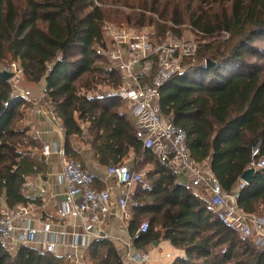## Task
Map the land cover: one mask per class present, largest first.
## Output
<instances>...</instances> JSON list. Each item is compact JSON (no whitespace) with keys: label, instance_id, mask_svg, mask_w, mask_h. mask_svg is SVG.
Segmentation results:
<instances>
[{"label":"trees","instance_id":"trees-1","mask_svg":"<svg viewBox=\"0 0 264 264\" xmlns=\"http://www.w3.org/2000/svg\"><path fill=\"white\" fill-rule=\"evenodd\" d=\"M111 19L134 28L155 25L158 36L179 35L167 24L189 26L201 37L193 61L160 91L158 109L184 131L191 162L207 163L231 193L255 145L264 159V48L256 45L264 44V0H0V67L16 62L29 84L44 82L67 157L83 165L74 145L86 134L100 167L121 164L131 152L134 170L144 172L129 198L128 225L131 238L141 222L149 229L133 245L166 241L183 252L172 264H264V244L221 223L204 184H179L157 153L142 147L116 95L118 72L95 53L101 26ZM103 84L104 92L98 90ZM24 105L0 78V209L32 203L24 185L45 170L41 144L28 127L18 128ZM237 204L248 217H264V168L254 172ZM13 249L0 239V264H69L27 245ZM88 262L122 264L105 238L90 244Z\"/></svg>","mask_w":264,"mask_h":264},{"label":"built area","instance_id":"built-area-1","mask_svg":"<svg viewBox=\"0 0 264 264\" xmlns=\"http://www.w3.org/2000/svg\"><path fill=\"white\" fill-rule=\"evenodd\" d=\"M177 30L188 26L175 27ZM100 33L102 41L95 48L96 55L113 63L118 72L120 84L116 95L125 103L134 106L135 113L145 114L151 123L149 132L136 131V137L144 149L157 148L161 163H164L177 177L184 172L191 176V186L204 184L209 191L208 206L213 209L221 223L237 231L242 237H253L256 243L264 244V217H248L238 207L237 199L244 182L233 188L231 193L222 190L219 182L210 171L194 165L186 146L184 131L174 126L169 117H164L158 109V101L162 88L185 68L186 61H193L199 42L185 40L173 36L167 31L160 40L156 39V27H130L125 24L104 22ZM226 37H228L226 35ZM13 74L9 86L14 97L33 105L30 92L18 87L19 79L24 76L18 63H10L2 69ZM33 113L32 109L29 111ZM51 116L55 115L51 111ZM41 155L48 157L56 155L60 159V179L64 185V199L59 205L56 216L64 221L69 218L81 222L80 233H67L45 221L37 229L31 223L41 220L40 211L32 205H17L13 209L2 206L0 209V239L13 246L27 245L40 252L59 255L60 247L70 249L63 257L69 264H84L82 251L88 246L93 229L99 226L111 214V199L108 190L93 188V175L84 168L81 162L67 157L64 149L56 146L43 145ZM264 168V159H259L258 145L251 150V162L248 169L254 172ZM107 175L113 176L124 193L116 203L119 218L128 222L131 220L129 209V191L141 180V175L130 170L126 165L118 164L107 169ZM44 193L41 187L36 188ZM149 229L146 221L137 227L131 243ZM130 246V245H129ZM145 263L147 255L133 258Z\"/></svg>","mask_w":264,"mask_h":264},{"label":"crops","instance_id":"crops-1","mask_svg":"<svg viewBox=\"0 0 264 264\" xmlns=\"http://www.w3.org/2000/svg\"><path fill=\"white\" fill-rule=\"evenodd\" d=\"M29 90L34 104H27L22 107L21 112L23 118L19 122L18 128L28 127L29 133L41 144V149L43 145H49L50 147L56 146L57 148L63 149L65 139L64 131L61 121L51 116L52 110L44 94V82L33 85V88H29ZM30 109H32L33 113L29 112ZM124 113L136 131H150L151 123L148 121L146 115L135 113L133 105L126 103ZM81 128L83 131L85 130V127L82 126ZM86 138V134H84V137L74 147L81 153L84 168L93 175V188L108 190L111 199V214L101 225L93 229L88 246L82 251L84 264H89L88 248L98 238H105L113 243L115 250L122 260V264H172L177 257L183 256V252L176 250L168 242L163 240L157 241L156 246L151 245L147 248H138L131 243V234L128 225L130 221H122L119 218L116 208V203L122 197L124 189L117 184L113 176L107 175L108 168L100 167L97 164L93 158L90 143ZM152 150L157 154L159 153L157 148H153ZM43 159L45 170L42 173L28 177L23 188V193L34 199L32 203L27 205L35 206L41 213V220H36L31 224L33 227L40 229L42 222L49 221L55 228L64 230L69 234L73 232L80 233L81 222L79 220L69 218L68 220L62 221L56 216V211L64 199V185L60 179V159L56 155L43 157ZM136 163L131 152L121 162V164L126 165L132 171H135ZM197 166H205L208 169L207 163ZM138 173L143 174L144 172L141 171ZM176 178L179 184L189 188L193 187L191 186V176L188 172H184ZM37 187H41L44 193L37 191ZM133 189L129 191V198L132 195ZM66 252H70V249L60 247L58 249V256ZM140 255H147V261L145 263H140L133 259Z\"/></svg>","mask_w":264,"mask_h":264},{"label":"rangeland","instance_id":"rangeland-1","mask_svg":"<svg viewBox=\"0 0 264 264\" xmlns=\"http://www.w3.org/2000/svg\"><path fill=\"white\" fill-rule=\"evenodd\" d=\"M127 11H128V10H127ZM126 13H128V12H126ZM108 22H112V23H116V24H125V23H120L118 20H115V19L108 20ZM125 25H126V24H125ZM151 25H152V24H151ZM151 25H149V26H151ZM146 26H148V25H146ZM153 26H155V25H153ZM155 27H156V26H155ZM188 27H189V26H188ZM158 31H159V30L156 28V39H157V40H160V39L162 38V36H158ZM177 31L179 32V35L176 34V33H172L173 36H175V37H177V38H183V39H185V40H196L197 42L202 43V41H201V37L196 36V34H193V33L191 32L190 29H187V28H178ZM226 38H228V37H226L225 35H224V36L222 35V39H226ZM256 45H258V46L264 48V44H262V43L259 42V41H256ZM110 63H111V62H110ZM111 66H114L113 63H111ZM2 68H3V67H0V70H2ZM8 82H9V81H8ZM18 87H19L21 90H24V91H28V92H30L29 88H33V85L29 84V83L26 81L25 77L22 76V77L19 79ZM98 90L104 92V91L107 90V87L103 84V85H101V86L98 87ZM91 95H94V94H91ZM123 108H124V107H123ZM21 109H22V108H21Z\"/></svg>","mask_w":264,"mask_h":264},{"label":"water","instance_id":"water-1","mask_svg":"<svg viewBox=\"0 0 264 264\" xmlns=\"http://www.w3.org/2000/svg\"><path fill=\"white\" fill-rule=\"evenodd\" d=\"M13 77V74L10 72H7L5 70H0V78L3 79V81L8 82ZM254 174V171L252 169L246 170L240 177V181L244 182L246 185L250 183L252 176ZM153 245H157L156 242L153 243Z\"/></svg>","mask_w":264,"mask_h":264}]
</instances>
